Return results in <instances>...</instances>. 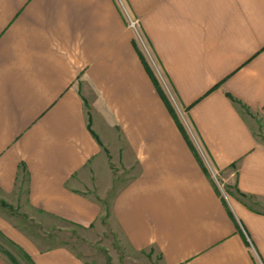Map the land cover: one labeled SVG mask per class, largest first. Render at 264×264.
Returning a JSON list of instances; mask_svg holds the SVG:
<instances>
[{
  "label": "crops",
  "instance_id": "crops-1",
  "mask_svg": "<svg viewBox=\"0 0 264 264\" xmlns=\"http://www.w3.org/2000/svg\"><path fill=\"white\" fill-rule=\"evenodd\" d=\"M111 164L135 169L111 205L130 248L264 264V0H0V200L91 225ZM6 218L35 264H86Z\"/></svg>",
  "mask_w": 264,
  "mask_h": 264
},
{
  "label": "rangeland",
  "instance_id": "rangeland-1",
  "mask_svg": "<svg viewBox=\"0 0 264 264\" xmlns=\"http://www.w3.org/2000/svg\"><path fill=\"white\" fill-rule=\"evenodd\" d=\"M123 11L121 10L124 17L126 14L130 15L125 6ZM133 32L136 34L137 41L140 42L139 33ZM89 116L92 121L91 114ZM101 145H103V141ZM105 156L106 160H109L107 148H105ZM111 160H113L112 156ZM116 166L110 165L111 182L107 178L104 180V176L107 177V173L104 171H101L97 177L93 195L103 204L104 212L91 225L77 224L33 207L26 199L25 192L16 193L17 195L9 198L10 201L0 200V212L5 218L7 217L6 220L8 219L20 228L33 243V249L40 252L64 246L73 251L86 264H160V256L157 253L130 248L113 220L111 207L113 198L135 172V169L134 172L132 170L122 171L120 166ZM108 174L110 175V173ZM215 177L219 192L226 197L228 195L227 187L220 177ZM28 248L32 249V247ZM0 254L5 256L11 264H35V261L29 256L30 252L25 247L18 246L1 231Z\"/></svg>",
  "mask_w": 264,
  "mask_h": 264
},
{
  "label": "built area",
  "instance_id": "built-area-1",
  "mask_svg": "<svg viewBox=\"0 0 264 264\" xmlns=\"http://www.w3.org/2000/svg\"><path fill=\"white\" fill-rule=\"evenodd\" d=\"M123 9H124V5H121V10L123 11ZM125 19L127 22V27L138 33V29H139L138 22L134 20L130 15H127V14L125 15Z\"/></svg>",
  "mask_w": 264,
  "mask_h": 264
}]
</instances>
